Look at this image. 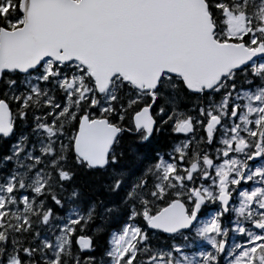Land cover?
Wrapping results in <instances>:
<instances>
[{"label": "snow or ice", "instance_id": "1", "mask_svg": "<svg viewBox=\"0 0 264 264\" xmlns=\"http://www.w3.org/2000/svg\"><path fill=\"white\" fill-rule=\"evenodd\" d=\"M0 264H264V0H0Z\"/></svg>", "mask_w": 264, "mask_h": 264}]
</instances>
